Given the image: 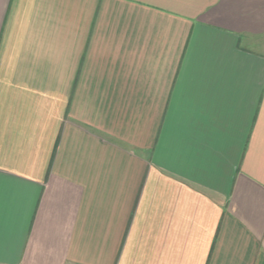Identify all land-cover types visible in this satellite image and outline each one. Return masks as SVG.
<instances>
[{
  "label": "crops",
  "instance_id": "0c3cea01",
  "mask_svg": "<svg viewBox=\"0 0 264 264\" xmlns=\"http://www.w3.org/2000/svg\"><path fill=\"white\" fill-rule=\"evenodd\" d=\"M0 264H264V0H0Z\"/></svg>",
  "mask_w": 264,
  "mask_h": 264
}]
</instances>
